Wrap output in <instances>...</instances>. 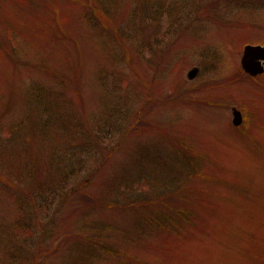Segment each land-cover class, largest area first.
Here are the masks:
<instances>
[{
    "label": "rangeland",
    "instance_id": "374dc122",
    "mask_svg": "<svg viewBox=\"0 0 264 264\" xmlns=\"http://www.w3.org/2000/svg\"><path fill=\"white\" fill-rule=\"evenodd\" d=\"M246 45L264 0H0V264H264Z\"/></svg>",
    "mask_w": 264,
    "mask_h": 264
},
{
    "label": "water",
    "instance_id": "95a60500",
    "mask_svg": "<svg viewBox=\"0 0 264 264\" xmlns=\"http://www.w3.org/2000/svg\"><path fill=\"white\" fill-rule=\"evenodd\" d=\"M242 70L249 76H257L264 72V46L260 45H246L243 48L242 57L240 60ZM198 74V68H192L187 73V78L192 80ZM232 124L239 126L242 122L241 113L233 109L232 110Z\"/></svg>",
    "mask_w": 264,
    "mask_h": 264
},
{
    "label": "trees",
    "instance_id": "16d2710c",
    "mask_svg": "<svg viewBox=\"0 0 264 264\" xmlns=\"http://www.w3.org/2000/svg\"><path fill=\"white\" fill-rule=\"evenodd\" d=\"M45 108V107H44ZM43 108V109H44ZM48 182V181H47ZM45 184L43 183V186H44ZM39 186L40 187H38L37 189H35V195H34V208L37 210V212H38V195L39 196H42V199L43 200H46V199H48L49 201H50V203L52 204V202H53V199H57L58 198V196L60 195V192H59V190H48V189H51V188H53V187H55V185H51L50 183H48L47 185H45L46 186V188L44 189L43 187H42V185L41 184H39ZM73 187H71V189H72ZM70 189V188H69ZM69 189H67V192H66V196L67 195H69ZM22 201V200H21ZM29 204H30V199L28 198V199H25L24 201H23V203L22 204H20L21 206H22V208L26 211V207L27 206H29ZM45 208H46V206H45ZM182 211V209L180 210V212ZM184 212V211H183ZM26 213H30V211H26ZM29 225V224H28ZM30 226V225H29ZM12 231H13V233H14V235H15V237H16V230H14V228L12 229ZM37 242H38V240H37ZM36 245H38V244H36ZM35 245V246H36ZM10 246V245H9ZM11 246H16V247H18V250L20 251V253H25V255L23 256V257H21L20 259H19V261H15L14 263H11V264H27V263H33V264H39V262H38V257L36 258V254H33V252H32V250H31V246L30 245H27L26 244V247H25V245H19V246H17V245H11ZM34 246V247H35ZM38 248H40V246L38 245ZM38 248H36L35 247V249L37 250ZM102 249V251H106L105 250V248L103 247V248H101ZM41 251H43V253L41 252ZM40 253L41 254H43V255H46V251L45 250H42V249H40ZM8 256H10L11 258H12V256L9 254H7L6 255V258L8 259ZM15 260H16V258H15ZM10 263V262H9Z\"/></svg>",
    "mask_w": 264,
    "mask_h": 264
}]
</instances>
